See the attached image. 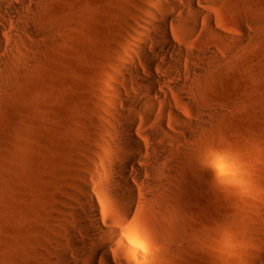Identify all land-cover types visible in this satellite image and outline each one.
Returning <instances> with one entry per match:
<instances>
[{
	"label": "rangeland",
	"instance_id": "1",
	"mask_svg": "<svg viewBox=\"0 0 264 264\" xmlns=\"http://www.w3.org/2000/svg\"><path fill=\"white\" fill-rule=\"evenodd\" d=\"M32 2L40 32L23 36L0 81V264L60 263L64 212L82 184L115 212L100 186L108 176L94 169L111 158L110 114L127 112L111 101L134 87L124 67L145 38L146 0ZM206 8L227 38L170 20L167 46L185 40L216 56L186 92L201 127L164 174L144 177L160 183L145 186L135 218L138 264H264V0Z\"/></svg>",
	"mask_w": 264,
	"mask_h": 264
},
{
	"label": "bare ground",
	"instance_id": "2",
	"mask_svg": "<svg viewBox=\"0 0 264 264\" xmlns=\"http://www.w3.org/2000/svg\"><path fill=\"white\" fill-rule=\"evenodd\" d=\"M31 2L0 0V81L16 70L21 55L18 44L23 36L35 37L40 32L32 24ZM210 2L146 0L141 6L143 15L139 20L145 38L138 47L137 60L132 58L124 67L134 87L124 86L126 96L118 90L117 98L111 101L113 106L121 104L127 112L110 114L111 127L106 131L113 139L108 142L112 155L107 164L94 169L97 176L101 172L108 176L100 186L115 212L102 204L90 185H80L81 194L64 212L69 225L65 249L57 254L61 262L54 264H138L145 260L143 242L133 232L135 218L147 196L145 186H155L160 181L144 177L164 174L163 164H173L183 151L180 144L201 127L202 121L192 118L186 106L190 100L186 92L192 86L190 78L209 71L208 64L216 56L213 50H192L185 40L167 46L170 20L174 14L173 19L187 26L191 34L204 32L225 39L227 34L215 13L206 8ZM146 46L153 47L146 50Z\"/></svg>",
	"mask_w": 264,
	"mask_h": 264
}]
</instances>
